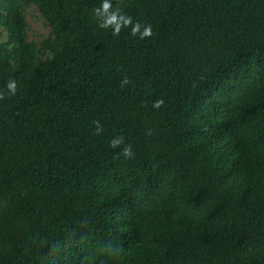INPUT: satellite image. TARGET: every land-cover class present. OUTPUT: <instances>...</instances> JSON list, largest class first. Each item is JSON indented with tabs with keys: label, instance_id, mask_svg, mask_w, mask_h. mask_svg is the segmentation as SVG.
<instances>
[{
	"label": "trees",
	"instance_id": "obj_1",
	"mask_svg": "<svg viewBox=\"0 0 264 264\" xmlns=\"http://www.w3.org/2000/svg\"><path fill=\"white\" fill-rule=\"evenodd\" d=\"M101 2L0 0V264H264V0Z\"/></svg>",
	"mask_w": 264,
	"mask_h": 264
},
{
	"label": "clouds",
	"instance_id": "obj_2",
	"mask_svg": "<svg viewBox=\"0 0 264 264\" xmlns=\"http://www.w3.org/2000/svg\"><path fill=\"white\" fill-rule=\"evenodd\" d=\"M93 15L98 21L100 29H111L113 36H119L122 30L130 29V35L139 37L140 40H145L153 36L152 26L150 24H142L140 21H134L132 16L121 12L119 8H114L111 0H102L101 4L94 8ZM131 83L130 79L125 75L121 81V87ZM17 92V83L15 80H10L6 84V92L0 90V100H5L10 96H14ZM164 105L163 99L153 102L154 109H160ZM95 126V135H100L103 132V126L99 120L93 121ZM146 135H151L152 130L149 129ZM124 144V138L118 136L110 142V148L113 150ZM117 158L123 156L125 159L134 158V153L131 145L124 146L120 152L116 153Z\"/></svg>",
	"mask_w": 264,
	"mask_h": 264
},
{
	"label": "rangeland",
	"instance_id": "obj_3",
	"mask_svg": "<svg viewBox=\"0 0 264 264\" xmlns=\"http://www.w3.org/2000/svg\"><path fill=\"white\" fill-rule=\"evenodd\" d=\"M27 19L30 24L29 36L31 39L41 38L48 33V28L45 26L42 16L35 8H30Z\"/></svg>",
	"mask_w": 264,
	"mask_h": 264
}]
</instances>
